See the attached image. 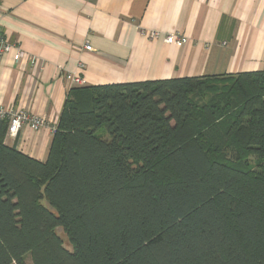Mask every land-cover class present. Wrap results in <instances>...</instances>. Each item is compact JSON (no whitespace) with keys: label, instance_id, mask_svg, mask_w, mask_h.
<instances>
[{"label":"trees","instance_id":"16d2710c","mask_svg":"<svg viewBox=\"0 0 264 264\" xmlns=\"http://www.w3.org/2000/svg\"><path fill=\"white\" fill-rule=\"evenodd\" d=\"M8 126L0 264H264V70L73 88L45 161Z\"/></svg>","mask_w":264,"mask_h":264},{"label":"crops","instance_id":"0c3cea01","mask_svg":"<svg viewBox=\"0 0 264 264\" xmlns=\"http://www.w3.org/2000/svg\"><path fill=\"white\" fill-rule=\"evenodd\" d=\"M0 39L23 53L0 61V108L49 123L5 143L45 161L73 88L264 70V0H0Z\"/></svg>","mask_w":264,"mask_h":264},{"label":"built area","instance_id":"2783aa9c","mask_svg":"<svg viewBox=\"0 0 264 264\" xmlns=\"http://www.w3.org/2000/svg\"><path fill=\"white\" fill-rule=\"evenodd\" d=\"M142 33L143 36L152 39L158 36V33L153 31H142ZM165 40L168 44H175L177 46H183L187 43V39L185 37L174 34L168 35ZM14 49H16L14 60L20 61L23 58V53L18 48H15V46L0 39V61L5 55L10 54ZM85 49L87 51H92V47L90 45H86ZM32 63L36 64V61L33 59ZM68 80L76 85L83 84V80L77 76L69 75ZM5 119H8L9 121L7 135L10 137H16L24 126H29L34 131H40L43 128L49 127V123L45 117L31 114L26 110H6L4 108H0V122ZM56 125L51 126L53 133L56 130Z\"/></svg>","mask_w":264,"mask_h":264},{"label":"rangeland","instance_id":"374dc122","mask_svg":"<svg viewBox=\"0 0 264 264\" xmlns=\"http://www.w3.org/2000/svg\"><path fill=\"white\" fill-rule=\"evenodd\" d=\"M56 231H57L58 235L60 236V238L62 239L65 248L70 250V251H73L72 244L69 240V237H68V234L66 233V231L62 227L57 228ZM27 261L29 263H32L30 256H28Z\"/></svg>","mask_w":264,"mask_h":264}]
</instances>
